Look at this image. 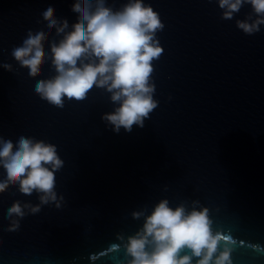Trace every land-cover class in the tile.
Masks as SVG:
<instances>
[{
  "label": "water",
  "instance_id": "water-1",
  "mask_svg": "<svg viewBox=\"0 0 264 264\" xmlns=\"http://www.w3.org/2000/svg\"><path fill=\"white\" fill-rule=\"evenodd\" d=\"M73 2L0 0V65L12 66L0 67V137L54 144L64 162L55 173L61 207L25 209L13 217L16 231H7V209L15 201L39 204L38 194H22L18 185L0 193V264H127V237L161 199L172 208H207L213 232L228 238L232 264H264V25L252 35L236 27L251 6L225 20L217 0H143L164 25L151 79L158 105L142 128L115 133L100 118L118 106L104 89L65 99L63 108L34 91L37 80L55 75L50 43L63 36L41 14L51 5L70 31ZM41 30L48 58L30 77L11 52L28 31ZM134 211L144 216L134 219Z\"/></svg>",
  "mask_w": 264,
  "mask_h": 264
},
{
  "label": "clouds",
  "instance_id": "clouds-1",
  "mask_svg": "<svg viewBox=\"0 0 264 264\" xmlns=\"http://www.w3.org/2000/svg\"><path fill=\"white\" fill-rule=\"evenodd\" d=\"M222 9L221 18L231 20L245 4L252 14L237 20L236 27L247 35L260 31L264 25V0H217ZM71 11L77 14L69 28L67 19H57L49 5L42 12L48 29L63 34L58 42L50 43L51 65L55 75L37 80L35 93L49 104L63 108L65 99L81 101L94 87L110 93L114 105L111 112L101 114V120L119 133L123 128L131 132L133 125L143 127L144 121L157 107L151 82L153 61L163 49L156 33L163 30L159 14L143 0H127L119 9L106 6V0H74ZM45 31H28L22 45L15 47L11 56L30 77L40 74L41 65L48 58L44 42ZM12 71L10 64L0 65ZM54 144L31 137L20 136L14 145L0 137V193L10 185H18L20 193L38 194L39 204L15 201L7 209L10 220L7 231H16L19 220L27 213H38L41 205L53 203L61 207L63 197L55 192V173L63 166ZM198 202L193 201V205ZM134 219L144 216L143 211L131 213ZM208 209H186L183 204L172 208L167 199H161L144 216L142 227L128 236L123 245L130 259L127 264H232L227 237L213 232ZM118 240H124L118 235ZM223 241V243H222ZM118 247V246H117ZM186 250V251H185ZM184 253V254H181Z\"/></svg>",
  "mask_w": 264,
  "mask_h": 264
}]
</instances>
